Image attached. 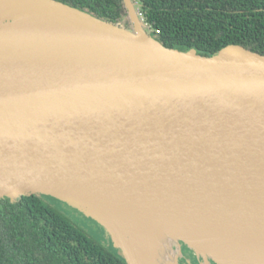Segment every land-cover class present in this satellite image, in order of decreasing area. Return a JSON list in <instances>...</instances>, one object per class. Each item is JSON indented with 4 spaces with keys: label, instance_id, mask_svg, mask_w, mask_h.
<instances>
[{
    "label": "water",
    "instance_id": "obj_1",
    "mask_svg": "<svg viewBox=\"0 0 264 264\" xmlns=\"http://www.w3.org/2000/svg\"><path fill=\"white\" fill-rule=\"evenodd\" d=\"M123 2L130 29L56 0H0V199L67 203L127 264L141 263L110 207L264 234V55L168 48ZM181 242L221 264L184 239L180 256Z\"/></svg>",
    "mask_w": 264,
    "mask_h": 264
},
{
    "label": "trees",
    "instance_id": "obj_2",
    "mask_svg": "<svg viewBox=\"0 0 264 264\" xmlns=\"http://www.w3.org/2000/svg\"><path fill=\"white\" fill-rule=\"evenodd\" d=\"M125 26L123 0H56ZM140 17L168 48L212 56L230 45L264 55V0H134ZM44 195L0 199V264H127Z\"/></svg>",
    "mask_w": 264,
    "mask_h": 264
},
{
    "label": "bare ground",
    "instance_id": "obj_3",
    "mask_svg": "<svg viewBox=\"0 0 264 264\" xmlns=\"http://www.w3.org/2000/svg\"><path fill=\"white\" fill-rule=\"evenodd\" d=\"M173 213L110 207L101 215L127 236L141 264H178L181 239L221 264H264V234L255 232L251 238L236 234L241 232L240 228L222 222L194 220Z\"/></svg>",
    "mask_w": 264,
    "mask_h": 264
},
{
    "label": "rangeland",
    "instance_id": "obj_4",
    "mask_svg": "<svg viewBox=\"0 0 264 264\" xmlns=\"http://www.w3.org/2000/svg\"><path fill=\"white\" fill-rule=\"evenodd\" d=\"M134 2L136 3V1ZM57 201L60 202L59 204L60 209L79 228L84 230L91 237L101 241L102 243L106 244L108 247L113 248L116 252L121 253V251L118 248L114 247L115 241L113 239V236L105 226H103L100 222L95 220L93 217L87 216L84 212L74 207H71L67 203L60 201V200H57ZM180 244L182 248V255L179 258V264H203L204 263L203 258L202 257L198 258L194 250L189 248L183 242H181ZM209 264H216V263L212 259H209Z\"/></svg>",
    "mask_w": 264,
    "mask_h": 264
}]
</instances>
